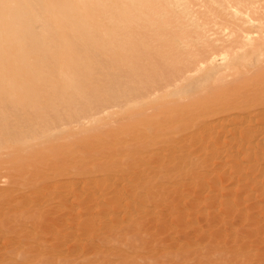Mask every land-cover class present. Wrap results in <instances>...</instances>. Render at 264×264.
<instances>
[{
	"label": "rangeland",
	"instance_id": "rangeland-1",
	"mask_svg": "<svg viewBox=\"0 0 264 264\" xmlns=\"http://www.w3.org/2000/svg\"><path fill=\"white\" fill-rule=\"evenodd\" d=\"M25 3L0 22V264H264V0ZM184 66L58 136L1 132Z\"/></svg>",
	"mask_w": 264,
	"mask_h": 264
},
{
	"label": "bare ground",
	"instance_id": "bare-ground-1",
	"mask_svg": "<svg viewBox=\"0 0 264 264\" xmlns=\"http://www.w3.org/2000/svg\"><path fill=\"white\" fill-rule=\"evenodd\" d=\"M20 2L22 4H26L25 3V0H0V22L1 21H12V22H15L16 19H17V16H18V10H19V7L20 6ZM28 4L29 1H27ZM37 3V2H36ZM32 5V4H30ZM39 6V5H38ZM25 7V5H24ZM35 8V7H33ZM238 8V7H237ZM254 8V7H253ZM37 12V11H35ZM40 15V14H38ZM31 17V16H30ZM41 19V18H40ZM22 20V19H21ZM47 22V21H45ZM241 25V24H240ZM237 29V28H236ZM45 30V29H44ZM18 32V31H17ZM35 37V36H34ZM33 38V37H32ZM35 39V38H34ZM139 48V47H138ZM129 51H131V48H129ZM211 56V55H210ZM201 58V57H200ZM143 59V58H142ZM141 59V60H142ZM75 63V62H74ZM71 64L73 65L74 67H77L76 64ZM177 63V62H176ZM173 64V63H172ZM178 64V63H177ZM81 65V64H80ZM85 67H86V64H84ZM130 65V63H129ZM88 66V65H87ZM172 67V66H170ZM179 67V66H178ZM86 69V68H85ZM193 70V68H191V66H184L182 67L181 69H177V68H167V67H162V68H159V69H156L152 74H147V76H143L141 75L140 73L137 74V72H133V71H130V70H122V71H118V72H114L113 74H111V77L106 80V84L108 86V89H107V93L109 95V98H108V101H104V100H100V103L96 104L95 106H92V107H89L87 106V102H92L93 100H98L100 99V93L97 92V91H87L85 93H82L80 95V98L78 100H75L72 102V104L70 105H63L61 106L60 108L56 109V110H53L51 112H48L47 114L41 112V111H36V112H32L31 115L29 117H26L24 115H21L22 112H20V110H17L16 109V112H15V115L18 116V121H17V125L19 126V128H12V127H8L6 126L7 124H5V126H2L1 127V132L5 133V134H15L16 136L20 137L21 139L19 140H23L22 138L26 137V138H31L33 137L31 134L32 133H28V127H30L31 125H33V121H37V125L35 126V128L33 129V134H41L44 133V132H49V133H54V137L55 136H58L60 133V131H64L65 127L67 125H71V123H75L76 125L77 124H80L81 122L85 123V121H89V119H91L94 115H97V114H100V113H105V111L109 108L111 109V107L113 106H120L123 108V106L125 107L126 104L129 102L128 105H130V101L133 102L132 100H134L135 98H137L138 96H143V95H152L155 93V91L157 90H160L161 88L163 87H166L168 85H170L172 82H174L177 77L185 72H189ZM87 72V71H86ZM157 74H161V78H159L157 76ZM179 74V75H178ZM85 77V76H84ZM89 77V76H88ZM99 81V78L98 77H93L91 78V80H89L87 83H97ZM80 83V82H79ZM89 86V85H87ZM76 87V86H75ZM121 91V97L122 99L121 100H117L118 98V92ZM139 92L141 95H138L137 96V93L136 92ZM77 92V91H75ZM48 93V92H47ZM19 94V93H18ZM42 95V93H40ZM60 94V92H59ZM1 95V94H0ZM3 96V95H2ZM145 97V96H144ZM43 98V97H42ZM147 98V97H145ZM141 99V98H140ZM138 100V99H137ZM59 102V101H58ZM136 102V101H135ZM134 102V103H135ZM6 104V103H5ZM18 104V103H17ZM63 104V103H62ZM61 105V104H60ZM127 105V106H128ZM20 106V105H19ZM18 106V107H19ZM23 107V106H22ZM114 108V107H113ZM19 109V108H18ZM35 109V108H34ZM2 111V110H1ZM0 111V113H1ZM108 111V110H107ZM216 109L214 110H211V112H215ZM113 112V111H112ZM107 113V112H106ZM115 113V112H114ZM3 116V115H2ZM222 116V115H221ZM226 117V116H225ZM233 118V117H232ZM236 118V117H235ZM94 119V118H92ZM227 119V118H226ZM242 119V118H241ZM2 120V119H1ZM222 120V118L220 119ZM244 121V120H243ZM222 122V121H221ZM234 122V121H233ZM2 123V122H1ZM74 125V124H72ZM83 125V124H81ZM242 125V124H241ZM78 126V125H77ZM66 128H69V127H66ZM31 130V129H30ZM43 131V132H42ZM42 132V133H41ZM48 133V134H49ZM47 134V133H45ZM45 134H43L45 136ZM29 136V137H28ZM40 137V136H39ZM53 137V138H54ZM51 138V136H50ZM49 138V139H50ZM59 138V137H58ZM62 138V137H61ZM29 139H27L29 141ZM34 139V138H33ZM56 139V138H54ZM52 140V139H50ZM9 141V140H8ZM7 141V142H8ZM24 141V140H23ZM53 141V140H52ZM12 142V141H11ZM26 142V141H25ZM55 142V141H54ZM15 143V142H14ZM12 144V143H11ZM22 144V142H21ZM45 144H49V148H50V143H47L45 142ZM53 144V143H52ZM82 144V143H81ZM87 144H91V143H86ZM5 145H7V143H5ZM3 145V147L5 146ZM17 145H19L17 143ZM44 145V144H43ZM47 145H45L44 147H47ZM56 145V144H54ZM63 145V144H62ZM61 145V146H62ZM85 145V144H84ZM92 145V144H91ZM40 146V145H39ZM42 146V145H41ZM65 146V145H64ZM52 147V146H51ZM9 149L13 148V147H8ZM7 148V149H8ZM55 148V147H54ZM91 148V147H89ZM1 149V148H0ZM2 149H5L6 148H2ZM31 149V148H30ZM44 149V148H43ZM61 149L63 150V148L61 147ZM60 149V150H61ZM83 149V148H82ZM87 149V148H86ZM28 149H25L24 151L26 152ZM36 150V149H35ZM39 150V149H38ZM79 151V149H76ZM10 151V150H9ZM15 151V150H14ZM22 151V150H20ZM19 151V152H20ZM41 151H43L41 149ZM50 151V150H49ZM54 151V150H53ZM12 152V151H11ZM36 152V151H35ZM40 152V151H39ZM45 152H47V150H45ZM58 152V151H57ZM55 153V154H58V153ZM75 153H77L74 149ZM15 152L12 153V155L14 154ZM23 153V151H22ZM42 153L41 152V156H42ZM48 153V152H47ZM45 153V154H47ZM54 153V152H53ZM63 153V152H62ZM65 153V152H64ZM63 153V154H64ZM11 154V153H10ZM18 154V153H17ZM25 154H29L31 155L32 153L30 152H26ZM38 154V151L37 153ZM35 154V155H36ZM48 154H52V151L51 153L49 152ZM78 154V153H77ZM34 155V153H33ZM54 155V154H53ZM61 155V154H60ZM71 155V153H70ZM9 156V155H8ZM15 156V154H14ZM28 156V155H27ZM57 156V155H55ZM1 157V156H0ZM13 157V156H12ZM30 157V156H29ZM75 157V156H74ZM81 156H79L80 158ZM42 158V157H40ZM39 158V159H40ZM49 157H47L48 159ZM59 158V156H58ZM63 158V156H62ZM78 158V157H76ZM78 158V159H79ZM29 159V158H28ZM34 159V160H33ZM36 158L32 157L29 159V161H36V163H38L39 160H35ZM44 159V158H43ZM42 159V160H43ZM56 159V158H55ZM55 159L53 161V163L55 162ZM64 159V158H63ZM75 159V158H74ZM83 159V158H82ZM81 161L78 162V163H81L84 161ZM41 160V161H42ZM50 160V159H48ZM53 160V158L51 159ZM58 160V159H57ZM71 161V160H70ZM73 161V160H72ZM77 161V160H76ZM45 162H48L47 160L44 161ZM50 162V161H49ZM64 162V161H63ZM42 162H40L41 164ZM56 163V162H55ZM59 163V162H58ZM67 162H65L64 166L66 165ZM71 163V162H70ZM68 163V164H70ZM86 163V166L88 165L87 162ZM84 163V165H85ZM29 163H26V164H23L25 166H28ZM67 164V165H68ZM76 164V162L74 163ZM37 165V164H36ZM53 166L57 165V164H52ZM67 165H66V168H67ZM71 165V164H70ZM83 165V164H82ZM102 165V164H101ZM73 166V164H72ZM71 166V167H72ZM75 166V165H74ZM85 166V167H86ZM40 168V167H39ZM81 168V167H80ZM87 169V168H86ZM62 171V169H61ZM64 171V170H63ZM71 171V170H70ZM59 172H60V169H59ZM65 174V173H64ZM57 176V175H56ZM71 182V181H70ZM79 182V181H78ZM75 183V182H74ZM73 184V183H72Z\"/></svg>",
	"mask_w": 264,
	"mask_h": 264
}]
</instances>
